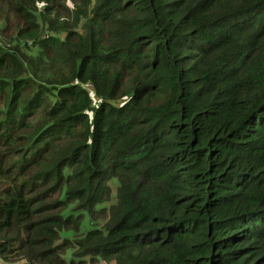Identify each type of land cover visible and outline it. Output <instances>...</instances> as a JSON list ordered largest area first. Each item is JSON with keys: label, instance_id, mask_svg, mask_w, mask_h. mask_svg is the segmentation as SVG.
Masks as SVG:
<instances>
[{"label": "trees", "instance_id": "1", "mask_svg": "<svg viewBox=\"0 0 264 264\" xmlns=\"http://www.w3.org/2000/svg\"><path fill=\"white\" fill-rule=\"evenodd\" d=\"M264 264V0H0V258Z\"/></svg>", "mask_w": 264, "mask_h": 264}, {"label": "rangeland", "instance_id": "2", "mask_svg": "<svg viewBox=\"0 0 264 264\" xmlns=\"http://www.w3.org/2000/svg\"><path fill=\"white\" fill-rule=\"evenodd\" d=\"M0 264H26L25 259L23 258H16L14 260H3L0 258Z\"/></svg>", "mask_w": 264, "mask_h": 264}]
</instances>
